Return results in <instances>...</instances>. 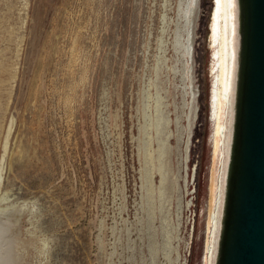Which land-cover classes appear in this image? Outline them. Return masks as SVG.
<instances>
[{"label":"rangeland","instance_id":"374dc122","mask_svg":"<svg viewBox=\"0 0 264 264\" xmlns=\"http://www.w3.org/2000/svg\"><path fill=\"white\" fill-rule=\"evenodd\" d=\"M211 12L0 0V264H193Z\"/></svg>","mask_w":264,"mask_h":264},{"label":"water","instance_id":"95a60500","mask_svg":"<svg viewBox=\"0 0 264 264\" xmlns=\"http://www.w3.org/2000/svg\"><path fill=\"white\" fill-rule=\"evenodd\" d=\"M232 98L210 264H264V0H234Z\"/></svg>","mask_w":264,"mask_h":264},{"label":"bare ground","instance_id":"6f19581e","mask_svg":"<svg viewBox=\"0 0 264 264\" xmlns=\"http://www.w3.org/2000/svg\"><path fill=\"white\" fill-rule=\"evenodd\" d=\"M234 0H212L208 48L207 198L201 200L193 264H210L216 238L234 73ZM205 166V164H204ZM206 203V204H205ZM206 205V206H205ZM204 235V239H203Z\"/></svg>","mask_w":264,"mask_h":264},{"label":"snow or ice","instance_id":"6c2138e0","mask_svg":"<svg viewBox=\"0 0 264 264\" xmlns=\"http://www.w3.org/2000/svg\"><path fill=\"white\" fill-rule=\"evenodd\" d=\"M217 3H219V0H217Z\"/></svg>","mask_w":264,"mask_h":264}]
</instances>
